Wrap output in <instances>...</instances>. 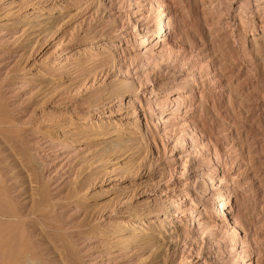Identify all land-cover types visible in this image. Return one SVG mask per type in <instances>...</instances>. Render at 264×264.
<instances>
[{"label": "rangeland", "instance_id": "1", "mask_svg": "<svg viewBox=\"0 0 264 264\" xmlns=\"http://www.w3.org/2000/svg\"><path fill=\"white\" fill-rule=\"evenodd\" d=\"M161 1L174 28L143 58L133 26L152 28ZM210 175L232 192L244 263L264 264V0H0L14 264H239L216 192L199 225L161 233L168 200Z\"/></svg>", "mask_w": 264, "mask_h": 264}, {"label": "bare ground", "instance_id": "2", "mask_svg": "<svg viewBox=\"0 0 264 264\" xmlns=\"http://www.w3.org/2000/svg\"><path fill=\"white\" fill-rule=\"evenodd\" d=\"M164 4L165 3L162 1L156 2L154 4L156 15H155L154 19L152 18V20H154V26H152V28L146 27V28H143L141 30V28L143 26L141 28L139 26L137 27L136 24L133 26V34L137 35L139 37V39H138L139 43H137V45H138V50L142 54L143 58H147L148 52H150V54H152V55L159 56L160 52H155V50H157V48L159 46H161V43L163 44L169 40V37L171 35L170 34L171 30L174 28L173 24H172L173 22L171 21V17L169 16V13H167V9L164 8V6H165ZM154 36H157L155 38V39H157V41L154 44V47H157V48H153V49L151 48L150 50H147L149 42H150L151 38H153ZM161 36H163V37L161 38ZM97 44L98 43L94 44L93 46H96ZM107 44H109V46H111V47H118V44H115V42H112V41H110V43H107ZM96 47H94V48L97 49ZM161 91L166 92L167 90H160V92ZM124 92H125V90H123V89L119 90L118 94H116V97L119 98L120 96H122V94H124ZM154 93H156V91H154ZM179 110H180V108H176V109H174L173 113H178ZM165 118L166 117H157V124L160 125L163 130H165V126H164L165 125ZM136 124H139V120H137ZM214 170L217 171V168H215ZM201 180H202V183L207 184L202 179V176L197 177L194 184H193L194 185L193 190H196V192L200 189V186H201L200 181ZM209 180L211 181V183L206 185L207 186L206 190H202V189H201V191L199 190L201 193L200 196H197V195L195 196L194 194H191V192L189 190H185L178 196V198L173 199V200H168V203L165 207L164 214L166 216L163 219V227H162L163 230L161 229L162 230L161 233L170 232L169 225L175 219H178L179 226H180L181 230H185L191 226L199 225V223H200L199 217L201 216V212L197 208V205L200 203L202 207L206 208V206H207L206 202H207V199L209 196L206 192H210V193L216 192L214 194L216 196L214 198V203L211 205L210 208L213 211V215H215V218L220 220L221 223H224V221H225V226H224L225 229L224 230L227 234H229L230 241L234 242L235 245H239V247H237L236 251L234 252V255L236 253L238 260H239L237 262H239V264H245L244 258L246 256V253L243 250L242 244L240 242V236H239V229L240 228L238 227V224L236 223L235 220H233V219L231 221L229 220V214L228 213H229V207L231 206V201L233 198L232 192L228 187H223L221 185L222 179L217 178V176H214V175L211 176L210 175ZM0 198H3V196ZM186 200H189L190 203L194 206H191L188 209H183L185 206ZM1 201L2 200H0V202ZM157 215H158L157 212H155L153 214V216H157ZM213 227H215V226H213ZM7 230H8V228L5 229V231H7ZM0 231H2L3 234L5 233L4 229H2V230L0 229ZM9 232H8V235H9ZM140 232H141V229L137 230V233H140ZM8 235H5V236L7 237ZM4 237H3V239H4ZM9 237H8V239H10ZM3 239H0V241L1 240L3 241ZM8 239H6V240H8ZM6 240H5V242H6ZM11 241L12 240H10L9 243ZM213 242H214V240H213ZM2 245H0V247ZM8 245L9 244L5 245L4 247L2 246V249L0 250V255H3V259L0 257V264H14L15 259H17V257H18V255L16 257L15 251L13 249L11 251V248H9L10 245L9 246ZM13 245H11L12 248H14ZM5 247L7 248V250L9 248V250L6 251ZM20 249L22 251V248H20ZM223 252H224V249H223ZM244 253H245V255H244ZM20 264H23V262L22 263L20 262Z\"/></svg>", "mask_w": 264, "mask_h": 264}]
</instances>
